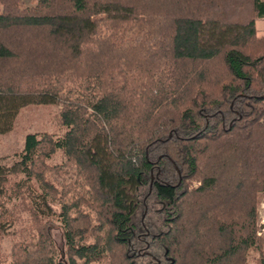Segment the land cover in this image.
Segmentation results:
<instances>
[{
    "label": "trees",
    "instance_id": "1",
    "mask_svg": "<svg viewBox=\"0 0 264 264\" xmlns=\"http://www.w3.org/2000/svg\"><path fill=\"white\" fill-rule=\"evenodd\" d=\"M21 1L0 0V133L41 104L65 131L0 163V232L28 215L0 264H264V0Z\"/></svg>",
    "mask_w": 264,
    "mask_h": 264
},
{
    "label": "rangeland",
    "instance_id": "2",
    "mask_svg": "<svg viewBox=\"0 0 264 264\" xmlns=\"http://www.w3.org/2000/svg\"><path fill=\"white\" fill-rule=\"evenodd\" d=\"M34 2L35 0H22L21 6H31ZM261 33L262 32L258 30V34L263 35ZM59 108L60 106L57 105L41 104L29 105L21 109L14 120L12 129L0 133V163L11 165L19 158L20 152L23 149L25 136L29 133H51L55 138L61 137L65 128L58 123ZM63 161L64 157L62 153L58 151L48 160V163L59 164ZM192 185L195 186L196 181H193ZM15 201L17 202L18 199L10 201L8 203V208H10ZM53 207L56 213L53 216L54 226L51 228V235L58 252L56 258H59V254L60 252H64L65 246L62 236V224L58 216L59 204L54 202ZM20 215L21 218L17 221H4V230L0 232V260H10L12 244L19 238L18 233L20 230L27 225L28 215L24 212ZM258 215L260 225L259 234L264 237V189L259 195ZM257 256L256 252L250 251L248 254V264H255Z\"/></svg>",
    "mask_w": 264,
    "mask_h": 264
},
{
    "label": "crops",
    "instance_id": "3",
    "mask_svg": "<svg viewBox=\"0 0 264 264\" xmlns=\"http://www.w3.org/2000/svg\"><path fill=\"white\" fill-rule=\"evenodd\" d=\"M263 24H264V18H260L256 21L257 33H258V30H260L262 32L261 34H264Z\"/></svg>",
    "mask_w": 264,
    "mask_h": 264
}]
</instances>
